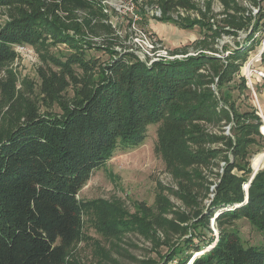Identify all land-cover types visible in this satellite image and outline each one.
Wrapping results in <instances>:
<instances>
[{"label": "trees", "instance_id": "1", "mask_svg": "<svg viewBox=\"0 0 264 264\" xmlns=\"http://www.w3.org/2000/svg\"><path fill=\"white\" fill-rule=\"evenodd\" d=\"M0 6L9 10V17L0 22V67L18 58L16 44L35 46L48 35L54 43L67 42L74 49L66 59L46 57L38 69L40 93L57 101L61 113L41 112L31 99L25 106L24 98L15 93L12 73L7 83L0 81V108L8 102L12 117L20 114L13 130L0 127V264H68L69 252L84 229L85 201L79 193L92 174L117 150L143 143L151 124H160L159 145L167 156L179 152L187 139L203 147L209 135L200 123L217 114L210 108L217 97L209 88L199 90L206 85L200 83L206 75L196 58L152 65L133 53L113 55L105 65L87 58L84 48H94L92 43L67 33L65 23L73 10L94 15L89 0H0ZM261 15L251 36L264 29L263 11ZM250 49H234L233 60L216 67L220 89L238 73L239 61L247 59ZM204 56L210 63L218 62L216 56ZM96 69L101 74L93 78ZM69 88L74 95L67 99ZM230 108L231 114L224 111L236 120L235 130L247 135L262 128L255 110L239 114L233 104ZM246 116L252 118L245 121ZM222 138L235 159L246 154L245 144L253 139L239 134ZM181 152L184 160L197 165L215 156L212 150ZM235 163L228 159L217 187L215 209H223L216 218L218 238L215 241L209 229L199 232L194 227L196 232L172 246L171 256L178 264H264V241L248 244L233 226L243 217L264 232V169L251 180L247 193L248 177L233 173ZM210 217L200 214L195 222L209 226ZM100 220L111 233L126 223L116 219L106 203Z\"/></svg>", "mask_w": 264, "mask_h": 264}, {"label": "rangeland", "instance_id": "2", "mask_svg": "<svg viewBox=\"0 0 264 264\" xmlns=\"http://www.w3.org/2000/svg\"><path fill=\"white\" fill-rule=\"evenodd\" d=\"M89 4L94 15L88 10H73L66 15L65 23L67 33L92 43L94 48H84L87 58H96L101 65L109 63L113 55L125 53H133L149 65L161 60L196 58L203 63L200 72L206 75L200 82L206 85L199 90L209 88L214 92L217 99L210 108L217 114H211L209 121L198 122L209 135L203 147L187 139L179 152L167 156L159 145L160 124H151L143 143L117 150L92 174L79 193L85 201L84 229L69 252L68 264H178L171 254L179 239L207 229L215 241L219 236L216 218L223 209H215L214 201L228 159L242 165L235 163L233 173L248 177L244 184L247 193V185L264 169V158L257 162L264 154L261 127L258 133L243 135L242 130L234 129V117H227L224 111L231 114L232 104L239 114L257 111L247 67L264 43L263 26L250 34L254 23L262 17L264 0L258 5L255 0H89ZM8 17V8L0 6V22ZM51 39L48 35L35 46L18 52L13 63L0 67V81L7 83L12 73L16 78L15 93L24 98L25 106L31 99L41 112L61 113L57 101L47 100L40 93L38 69L46 57L60 55L66 59L74 49L67 42L54 43ZM239 48L251 49L247 59L239 61L238 73L220 89L216 67L233 60L231 53ZM204 55L216 56L218 62L210 63ZM260 65L264 66V57ZM77 72L84 76L81 68ZM100 74V69L91 73L93 78ZM64 95L72 98L74 89L69 88ZM0 99L3 101L1 85ZM11 112L5 102L0 108L2 130L17 127L20 114L12 117ZM248 117L252 118L246 116L245 121L251 119ZM236 134L253 138L245 144L246 154L238 159L222 138ZM185 148L193 153L212 150L215 156L205 164H191L181 157ZM105 203L113 208L116 219L126 221L118 233L108 232L101 225L100 213ZM200 214L211 216L209 226L196 224L195 218ZM233 223L248 244L263 243L264 232L248 219L241 217Z\"/></svg>", "mask_w": 264, "mask_h": 264}, {"label": "built area", "instance_id": "3", "mask_svg": "<svg viewBox=\"0 0 264 264\" xmlns=\"http://www.w3.org/2000/svg\"><path fill=\"white\" fill-rule=\"evenodd\" d=\"M28 47L29 46H26V45L16 44L15 45V50L17 52H22L23 50H26ZM263 57H264V43L262 44V48L251 58V61L248 63L247 77H248L249 82H250L251 90H252V92H253V94H254V96L256 98V102H257V105L259 107V112L261 114V117H263V119H264V114H263V111H262V109L260 107V104H259V101H258V98H257V93H256V90H255V86H254V83H253V76H255V75L260 76L264 80V69L255 66L256 60H258V59L262 60Z\"/></svg>", "mask_w": 264, "mask_h": 264}, {"label": "crops", "instance_id": "4", "mask_svg": "<svg viewBox=\"0 0 264 264\" xmlns=\"http://www.w3.org/2000/svg\"><path fill=\"white\" fill-rule=\"evenodd\" d=\"M263 59V58H262ZM260 62L261 60L258 59L256 60V64L255 66L256 67H259V68H263L264 69V66H261L260 65ZM253 83H254V86H255V90H256V93H257V98H258V101H259V104H260V107L263 111V114H264V81L263 79L258 76V75H255L253 76ZM254 95V94H253ZM260 98V99H259ZM256 107H257V113L261 116L260 112H259V107L258 105L256 104ZM263 118V117H262ZM264 122V119H262V123ZM264 126V125H263ZM264 133V132H263Z\"/></svg>", "mask_w": 264, "mask_h": 264}, {"label": "bare ground", "instance_id": "5", "mask_svg": "<svg viewBox=\"0 0 264 264\" xmlns=\"http://www.w3.org/2000/svg\"><path fill=\"white\" fill-rule=\"evenodd\" d=\"M261 130H262V132H264V126H262ZM263 158H264V154H262L261 157L259 159H257V162L258 163H261V161L263 160ZM258 166L260 167L261 164H259Z\"/></svg>", "mask_w": 264, "mask_h": 264}, {"label": "water", "instance_id": "6", "mask_svg": "<svg viewBox=\"0 0 264 264\" xmlns=\"http://www.w3.org/2000/svg\"><path fill=\"white\" fill-rule=\"evenodd\" d=\"M250 183L247 185L246 189L248 190ZM200 253H198L196 256H198Z\"/></svg>", "mask_w": 264, "mask_h": 264}]
</instances>
